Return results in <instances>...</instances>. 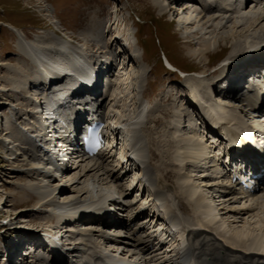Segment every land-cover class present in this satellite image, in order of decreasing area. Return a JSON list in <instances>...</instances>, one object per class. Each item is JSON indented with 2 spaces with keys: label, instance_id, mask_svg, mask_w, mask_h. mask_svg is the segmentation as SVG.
Segmentation results:
<instances>
[{
  "label": "rangeland",
  "instance_id": "obj_1",
  "mask_svg": "<svg viewBox=\"0 0 264 264\" xmlns=\"http://www.w3.org/2000/svg\"><path fill=\"white\" fill-rule=\"evenodd\" d=\"M181 1L182 0H0V264H8L7 257L4 254L7 253V248L9 247V253L13 255L11 264H46L41 257L44 253L42 249L37 251V259L31 258V255H23L32 252V248L35 244V237H31V235H37L41 231L42 233L47 231H61L60 234L62 238L60 239L65 243H71V247L69 245L67 247L76 249L79 245L86 244V252L89 254H115L117 258L120 257L119 259L121 260L129 259L131 262L138 264H152V256H141L136 252V255L130 257L132 254L129 249L122 247L121 250H118L117 245L105 242L100 235L92 233L90 236L91 231H93L92 229H98V226L93 225L94 222L92 223L89 220H83V223L64 224L61 228L63 230L58 229V220L62 222L69 220L71 216L68 213L69 210L73 208L72 206L75 202H92L103 196L107 198L108 195L117 201H124L127 203L128 200L122 198L119 192L120 188L116 186V184L113 185L111 182H108L110 181L108 179L106 182L109 184L106 182L100 183L95 176L97 173L92 172L91 174L88 169L86 170V168H90L88 167L90 163L93 165L96 161L81 162L80 169H75V167H78L79 163H75L74 165L70 164L72 172L70 171V177L65 179L57 175L56 180L51 179L48 181L46 175H41L39 172L35 174L37 173L36 171H40L41 169L45 170V166L38 164L29 153L32 149L31 142L26 140V149L23 148L26 145L21 142V138L24 139L26 136L28 137L31 134H35L33 131L37 127H40L37 123L38 116H40L37 113L38 108H36V105H33L34 103L32 101L38 99V96H36L37 90L29 86L31 83L29 78L32 76L33 72L36 73L37 68L34 64L33 55L29 51L31 50L32 42L35 41H33V39L37 36H40L38 38L49 36L54 39L56 43L58 40L67 42L70 45L72 44L73 48L80 49L83 53L88 51V54H91L90 51H92L93 54L96 53L94 49L89 46L90 41L93 43H96L93 40L112 43L116 37L118 42L113 45L111 51H126L125 53L128 55L124 54L122 59L119 58L118 67L116 65L117 68L114 69L110 79H112V82L116 81L117 75H122V72L129 76L130 80L125 89L128 98L122 103L117 102V100L113 102L112 99H110V103H108V100L105 103H108L112 124L120 125L121 132L127 137L128 142L131 144L133 142L139 143L140 151L144 154V162L150 167L152 166L149 164L152 151L150 138L161 137L163 140L177 139L175 138L174 130L169 126L172 120L169 119V115L174 112L176 116H179L181 113L179 110H184L186 112L191 111L193 115H195V113L196 115L199 114V112L197 113L191 109V104L189 102L181 99L183 95H188L185 90L186 87L190 91H193V87L198 85L202 86L204 89L201 91L203 96L216 102V105L221 106L223 109L230 110L231 113L234 114V118L240 120L242 124H246L249 121L250 118H247L249 114L252 115L250 110L243 106V102L232 103L224 99V97L217 94L216 91L218 89L216 90L215 87L214 94H216V98H214L210 84L214 82L216 78H206V74L218 68L225 67L227 61H232L231 57H236L237 55V57H244L243 54L256 49L255 47L248 48L251 44L256 46L259 45L260 42L264 43V21H262V23L260 21L261 24L259 29L255 28L257 25L253 27H250L251 25L238 27L234 22L229 24H227V20L221 22V26L224 27V29L220 34L229 36L232 33H237L236 35L230 36L233 38L230 42V44L233 45V49L230 50L228 46L229 43L223 39V37L217 33L210 34L212 29L207 28L204 24L203 14L200 16V13L196 12L197 7L200 8V6H193L190 0ZM169 8L170 11L172 10L171 12H169ZM232 10L234 12H239L240 9L234 6ZM258 10L264 13V6H260ZM233 16L235 17L237 15ZM191 22H193L194 26L193 24L190 25ZM196 30H199L202 37H198L194 34ZM53 32H55V34ZM253 34L258 36L252 37ZM187 36L193 37L190 41L195 44L189 43ZM121 43H125L127 47H123ZM209 48L212 50V54L204 55L205 51ZM52 49H54V47H52ZM53 52L56 53L53 61L56 62L57 59H61L56 50H50L48 54L54 56ZM101 52L103 54H98L97 57L101 56L102 61L106 60L107 57L111 59V54L106 50ZM131 55L134 59V63L129 62V56ZM203 55L205 57H203ZM166 56L176 68H179V70H171L167 67L165 61ZM24 60L26 66L24 65ZM32 67H34V71L29 69ZM182 71L186 72V74ZM252 71H254L252 67L249 70L246 69V74ZM242 72L241 78H244L245 70ZM173 81L182 85V88L179 86L171 88L170 83ZM14 82H19L20 86L14 88L12 86ZM169 92H174V96H170ZM105 93L103 98L107 97ZM114 93L120 100V89L115 88ZM163 97H169V100L161 104L160 99ZM139 106H144L147 112L141 110ZM157 109H159L158 112L152 113ZM28 110L31 111L29 116L25 115L23 120H16L19 115ZM2 119L3 123L1 124ZM118 119H124L126 122L119 123ZM152 119H161L163 123L156 126L155 123L151 122ZM142 120H144L143 123ZM196 121H198L197 125H199L197 131L191 132L181 128L179 137L187 136V139H192L194 141L203 140V142H206V139L209 138V136L206 137L204 134L207 124L199 118V116L197 120L195 118L192 119L193 123ZM253 121L251 120V128L264 131L263 124H260L259 121ZM183 122L184 121H181V118H179L176 123H181L182 125ZM149 126L152 128L151 132L145 130V128ZM8 127L10 128L9 131H13V136L12 134L10 136V133H8ZM23 128L27 129L22 132L21 129ZM22 134H25V137H21ZM14 139L20 140V142L14 141ZM34 142L38 144V142ZM119 145L121 147V140ZM162 145L164 151L170 152L167 153L168 157L165 163L168 162L177 173V179H173L172 176L165 180V184L170 185L173 195L171 199L172 203L164 208H160V210H162V212H160L166 217V215L171 212L177 215V212H174L173 203L177 201V198L178 200H182V196L180 195L181 189L177 191L178 187H173V184L177 181L180 185L183 182L182 180L186 179V177L184 178L183 176L188 175V179L190 176L188 174L189 171L184 169V165L188 160L181 162V160L177 159L178 156L181 157L183 150H180L174 145L175 148H171L172 150L169 151L170 147L167 148L169 144L164 143ZM202 146H204L203 143H199V147ZM190 152L191 151L188 150L187 153ZM103 164L112 168L113 165L117 163L115 159L107 158ZM35 167L38 169H35ZM150 168H153V166ZM30 169L33 172H29ZM212 171L207 172L209 174L207 175L212 176ZM98 174L105 175V173ZM74 178H77L74 180L75 187L71 188L72 184H70V180ZM106 178H108V176H106ZM79 179H81L80 185H77ZM224 180L225 183L216 179L213 180V178L212 182L210 180H205L210 181L211 185H213L212 190L205 188L209 187L210 183L208 182L198 181L195 178H191L190 182L194 184L193 186H200L201 194L210 196L209 192L211 191V193H218L225 190V185L228 180L225 178ZM201 183H204V185L202 186ZM53 187H59L63 191L68 190L66 195L70 196L69 200L66 201L63 198L59 199V196H56L54 199L52 198V203L57 206H62L65 203L64 206L67 207L66 214H60L58 212L53 213L51 210L52 207H43L45 204L41 201L48 200ZM180 187L181 186H179V188ZM82 189H87L88 193L84 194L85 192L82 191L80 194L77 192ZM226 189L228 190L230 188L226 187ZM146 190L151 193L149 186L146 187ZM74 191L77 193H74ZM263 194L264 192L255 199L261 196L260 200L264 203ZM254 197H251L250 200ZM133 199L132 196V200ZM178 202L179 201L176 203ZM257 203H259V201ZM261 204L257 207L258 204L256 205L255 202H251L249 204L238 205L239 207L237 205L235 207L234 205L228 207L231 208L229 210L232 211H226L227 207L223 211L222 206L219 212L223 214L219 216L220 218H217L219 221L216 219V222H210V224L209 221L206 222L198 216L195 217V213L191 207H188V212L184 211L185 214L182 218L185 219L188 226H197L199 228L198 230L208 234L214 235L215 233L214 236L217 239L230 245L233 244L232 241H230L227 236H223V234L235 235L238 232H246L249 233V236L255 237L260 228H264L261 226L264 225V223L262 224L261 222H264L262 210H259L262 212L261 214L260 212L254 213V217L250 215L247 216L245 212L240 213V209L243 208H250L254 211L256 207L261 209V207L264 206V204ZM139 205H141V202L135 206ZM234 208H239L240 211ZM155 209H157V207ZM228 212L230 213L228 214ZM257 213L258 215H256ZM178 215L180 214L178 213ZM259 215H261L263 219H259L260 217H257ZM252 219L255 221L253 222ZM51 220L56 221L57 226L56 223L51 222ZM89 223L91 227H94L87 228V233L90 230L88 233L89 236L80 235V231L84 229L85 226L89 225ZM219 225L222 226L221 231ZM106 231L112 232L109 230ZM128 251L130 253H128ZM38 257L40 259H38ZM77 261L78 263L81 262L78 259Z\"/></svg>",
  "mask_w": 264,
  "mask_h": 264
},
{
  "label": "bare ground",
  "instance_id": "obj_2",
  "mask_svg": "<svg viewBox=\"0 0 264 264\" xmlns=\"http://www.w3.org/2000/svg\"><path fill=\"white\" fill-rule=\"evenodd\" d=\"M182 1H185V0H182ZM190 3H193V6H195V7L201 6L200 7V8H202L201 11L202 12L205 11V14L202 15L203 20L205 21L204 24L207 26V28L212 29L210 34L217 33L218 35L223 37V39H225L229 43L228 46L230 47V50L233 49V45L230 44V42L233 38L230 36L236 35L237 33H232L229 36L220 34V32L224 29V27L221 26V22H223L225 20H227V24L234 22V23H236V25L238 27L239 26L243 27L245 25L246 26L251 25L250 27H253L254 25H257L255 28L259 29L260 24L262 23V21H264V13H262L258 10V8L260 6H264V0H257L256 3H252V4H251V2H249L248 4H244L242 0H190ZM234 6L238 7L240 9L239 12L238 11L234 12L232 10V8ZM171 11L169 8V12H171ZM201 11L197 7L196 12L200 13V16H201ZM233 15H237V16L234 17ZM260 21H261V23H260ZM192 24H193V22L190 23V25H192ZM193 26H194V24H193ZM225 28H226V26H225ZM53 33L55 34V32H53ZM48 34H49V32H48ZM194 34L198 37H202V34L199 32V30H196V32ZM206 34H208V33H206ZM57 35H58V33H57ZM256 36H258V35H254V34L252 35V37H256ZM38 37H40V36H37L33 39V41L34 40L35 41L32 42V44H31L32 47L30 48L31 50L29 52L32 53L33 58H34V55L38 56L39 59L37 58L36 60H38L40 62V64L44 67L43 69L45 70V77L47 80H50L51 78H53V76L51 74L56 71V72H58V74H61V75H64V74L71 75V73H74V74H76V76L78 78L81 77V82L83 81L86 84H88L90 82H97L98 78L100 77V72H98V71L96 72V70L92 69L91 66L89 64H87V61L83 60V58L86 59L85 57L88 56V52L83 53L80 49L73 48L70 46L69 43L63 42V41L61 42V40H58V42L56 43V41L54 39L50 38L49 36H45V37H41V38H38ZM192 38L193 37H191V36H187L189 43L195 44L192 41H190ZM93 41L96 43H93L92 41H90L89 46H91V48L94 49V52H96L93 54L92 51H90V53L94 56H97L98 54L102 55L103 53L101 51H103V50H106L108 53H110L113 45L116 42H118L116 37L112 43H110V42H108V43L97 42L95 40H93ZM64 43H66V44H64ZM261 43L262 42H260V44L257 43L259 45H256V46L254 44L253 45L251 44L250 46H248V48L255 47L256 49H253L249 52H246L245 54H243L244 57H240V56L237 57L238 55L236 57H231L232 61H230V60L227 61L226 62L227 65L225 67L218 68V69L212 71L211 73L206 74V78H209V79H215L216 78V80L210 84L214 93H215V89H214V87H215L216 90L217 89L219 90V91L218 90L216 91L217 94L224 97V99H227L228 101H230L232 103L243 102L242 103L243 106H245L244 100L246 99V103H248V104L245 107H246V109L250 110V113L253 114L254 118L259 117V115L261 116V114H262V116H264V110L257 108V105L260 104L259 101L261 100V98H257V95H258V93H260L259 91L261 90V88L263 89L262 91L264 93V83H262L259 86L252 85V87L255 88L254 91L256 92V94H253V96L248 95L247 98L246 97L244 98L243 94H242V87H241L242 82L240 83V81H242L244 79V78H241L242 74L235 79L237 82H236V84H234V86L232 88L230 87L228 89H223L221 85L224 84V82L227 79H229L230 77L233 76L234 69L240 63H241L240 68L242 69V71L248 69V68H246V65H245L246 60H248L249 58H252V57H256L257 55H261V53H263L264 43H262V44ZM121 45H122V43H121ZM257 46H258V48H257ZM52 47H54V49H52ZM50 50L51 51L56 50L57 54L59 55V57H61V59H59V60L57 59L56 62L53 61V58L55 57L56 53L53 52L54 56H50L48 54ZM123 52L124 51L121 52L119 50H116L114 52L111 51V53H110L111 54V59H110L111 62L110 63H114L115 66L112 64V67L110 68L109 67L110 63L107 62L106 68L100 69V70H103V69L107 70L108 68H109V70L111 69L110 72H109V70L104 72V74L107 77L111 78V74H112V71L114 70V67L115 68L118 67L119 58L122 59V56H124V54L128 55L125 53L126 51L124 53ZM211 52H212V50L209 48L205 51L204 55H211L212 54ZM204 55H203V57H205ZM91 57H93V56H91ZM99 57H101V56H99ZM99 57H97L96 60L98 61V64L100 65V68H101V66H103L104 63L102 62V60H100L101 58H99ZM133 61H134V59L132 58V55L129 56V62L134 63ZM166 61H167L166 63L168 66H171L174 69H179L178 67L176 68L174 66V64L168 59L167 56H166ZM23 62L25 65V60ZM76 64H77L78 68H76ZM73 65H74V67H73ZM116 65H117V67H116ZM31 66H32V64H31ZM27 67H29V66H27ZM251 67L254 68L255 66H251ZM33 68L34 67L29 68V69L33 70ZM51 71H52V73H51ZM182 72L184 74H186V72H184V71H182ZM241 73H243V72H241ZM68 75H66V77L60 78V79L56 80L55 82H52L50 85H48V83H46L47 81H45L46 79L44 80L45 77H43V76L39 77L37 74H35V72H33L32 76H30V78H29L30 82H31L29 84V86L31 88L37 90L36 96H38L37 98L39 99V100L38 99L32 100L34 103L33 105H36V108L39 109L38 104L43 101V98L46 99L45 103L47 104V107L49 109V116L51 118V124L52 123L55 124V119H57V118H60L61 120L64 119L62 122L64 124V128H65V124L67 123V121H65V120H67V119H65V115L68 118V120H74V118L76 116L78 118H82L83 113L87 112L88 108L91 110L90 113H93V114H103V113L108 111L107 117L109 119V123L113 127V128L111 127V129L114 130V135L120 134L119 140H121V144H122L121 148H120V154H119L120 159H116L117 166L113 165L112 168L104 165L102 161L101 162L96 161L93 165L90 163L88 166L90 168H86V170L88 169V171L91 174H92V172L97 173V175H95V176H96V179L100 183L106 182L108 179V180H110L108 182H111L113 185L116 184V186H118L120 188L119 192H120V195H122V198L130 199V200H128L127 203L123 204L122 202L117 201L116 199H114L110 195H108L107 198L105 196H103L101 198H98L96 201H92V202H86V203L75 202V204H73V206L71 205L73 208L69 210L68 214L71 216L69 218V220H67L65 222L58 220V229H61L64 224L65 225L66 224H72V223L76 224L77 222L83 223V220H89L92 223L94 222L93 225L98 226L97 228L99 229V230L98 229H95V230L92 229L93 231H91L90 236L92 235V233L98 234L101 236L102 239L105 240V242H107L109 244L111 243L112 245H117L118 250H121L122 247L129 249V251L132 254L130 257L136 255L137 254L136 252H138V254L141 256H146V257L152 256L153 259L150 258L152 264H264V228H260V230L258 232H260V231L261 232L260 233L257 232L258 234L256 233L255 237L249 236V233H246V232H238L236 234L233 232L237 236L226 235V233H225V235L223 234V236H227V238L230 241H232L233 244H230V245L225 244L221 240L217 239L213 234H208L204 231L192 229V231L189 232L190 233L189 234L190 235V241L188 243L187 248L177 258H173L172 257L173 255H170L171 253L176 252V250H180V248H182L185 245L186 240H184V234L182 233L181 230L182 229L183 230L188 229L189 226L186 224L185 219H183L182 217L184 216L185 212L189 211L188 207L192 208L193 212L195 213V217L198 216L199 218H202L206 222L209 221V224H210V222L214 223L217 220L219 221V219H217V218L219 216H221V214H223L222 212L221 213L219 212V210H220V208H222V206H223V208H222L223 211L226 207H227L226 211H232V210H229L231 208H228V207H231L233 205L235 207L236 205L238 206V205H242V204H249L251 202H255L256 205L258 204L257 207L261 203H262L261 205L264 204L260 200L261 196H260V198L255 199L257 195H254L255 197L252 200H250V198L253 196H251V197L247 196V194L250 192L248 190H245L242 187H241V189H242L241 193H239V194L230 193V191L226 189V187H225L226 185L224 186L225 187L224 191H220L218 193H211L212 192L211 191V192H209L210 196H206L204 194H201L200 186H198V187L193 186L194 184H192L190 182L191 178L192 179L195 178L198 181H202L205 183H207V182L210 183V181L212 182V179L210 177L207 178V176L209 175L207 172L213 170L212 171L213 175L211 176V177H214L213 180L216 179L218 181H223L225 183V180L223 178H221L223 171L221 170L218 162L216 160H214V157H216V155L222 154V152H221V145L222 144L221 143L215 144V143H211V142L206 143V142H203V140L194 141L192 139H187L188 138L187 136L179 137V132L181 130V127H180L181 123L180 124L176 123L177 120L179 118H181V121L182 120L184 121L183 125H181L182 129L185 128L186 122H188L193 127V129H196V128L199 129V125H197L198 121L193 123L192 119L195 118L197 120L198 116H199V118L202 117L201 119H203L204 122H206V124H207L205 129L207 130L209 135H213L214 137H218V135L216 136V134L219 133L220 130H221L222 135L227 137V138H231L230 136L235 137L236 135H239L238 130L243 131L244 128H246L250 132L251 131L259 132L261 138H264V131H262L261 129L256 130V128L255 129L251 128V124L249 125L248 123L242 124V122H240V120H236L234 118V114H232L230 110H226L225 108L223 109L221 106L216 105V102L211 101L210 99L206 98L205 96L202 95V92H199V89H196L195 87H193V89H192L193 91L189 92L191 98L181 97V99L189 102L191 104L190 105L191 109H193L197 113L199 112V114L196 115V113H195V115H193V113L191 111L186 112L184 110H179V112L181 111V113H180L181 115L179 114V116H176V113H174V112L169 115V117H170L169 119H172L169 126L174 130L175 138H177V139L173 138V140L172 139H167V140L164 139L163 140L161 137H151L150 138V146H151L152 151H151V160L149 159V164H151L153 166V168H150L152 166L149 167L144 162V158H143L144 154H142L140 151L139 143H134L130 147L128 145L126 146V144H131V143L128 142V140H126L127 137L125 135H123V132H121L120 125H115V124H112V122H111V117H110L111 114H110V109H109L108 103H110V99H112L113 102L116 100H117V102H121V103L123 101H126V98H128L127 97L128 95L126 94L127 91H125V89L127 88V85L129 83V80H130L129 76L126 75V73L124 74L123 72H122V75H120V74H119L120 76L117 75L116 81H113L112 82L113 84L112 85L109 84V86H108V89L106 91L107 92L106 98H103V94H101V96H100L99 92L97 90H95L93 92V96L95 97V99L92 100V102H87V101L84 102L83 98L85 97V95H74L73 97H70L69 103L73 104L74 102H77V101H82V103H80L78 107L75 106V107H73V109L65 110V107H63L62 109L59 107L60 101H64L65 98H67L68 95H70L71 90L69 88H70V85H72L71 84L72 81H74L72 76H68ZM170 84H171V86H170L171 88H173L174 86H179L182 88V85L178 84L176 81L175 82L173 81ZM12 86L14 88H18L20 85H19V82H14L12 84ZM99 86H100V83H96L94 85L95 89H97ZM115 88L120 89V91H121L120 100L117 98L118 96H116L114 93ZM52 90H54V91H52ZM38 91H39V93H38ZM124 91H125V93H124ZM40 92H42V93H40ZM50 92H52V93L58 92V95L55 96L54 98L49 97ZM169 94H170V96H174V92H169ZM214 98H216V94H215ZM107 100H108V103L106 104L105 102ZM168 100H169V97L168 98L163 97L160 99L161 104L163 102H167ZM82 104H84V105H82ZM52 108L53 109L56 108L57 110L51 111L50 109H52ZM139 108H141V110L147 112L144 106H139ZM158 111H159V109H157L156 111H153L152 113H156ZM73 112H75V114H72ZM19 113H20V111H19ZM37 113H39V112H37ZM30 114H31L30 110L25 111V113L19 115V117H17L16 120L17 121L23 120L25 115L29 116ZM195 116H197V117H195ZM38 117L39 118H38L37 123L39 124L40 127H37V128L35 127L37 129V131H36V129L33 131V132H35V134H31L28 137L27 136L25 137L24 136L25 134L24 135L22 134V136H21V137H23V136L25 137L24 139L21 138L22 144H24L23 141H26V140L31 142V146H32L31 151L32 152L30 151L29 153L31 154V156H33L32 158L35 161H37L38 164L45 166V170L41 169L40 171H36L37 173H35V174H38V172H39V173H41V175H46V178H48V181H50L51 179L56 180L57 175L63 179L69 178L70 177L69 176L70 171L72 172V167H70V169H67L66 172H61V170L58 171V169H59L58 168V163H59L58 159H61L62 162H65L68 159L67 153L64 152L63 150L61 151V146L66 147L65 140H66V136L69 132V128L66 129L64 132L59 133V135H60V137H62V139H61V142H59V141L56 142L53 140V132H51L49 130V126L46 124L47 123L46 120H43L42 116L41 117L38 116ZM198 120H200V119H198ZM143 121L144 120H142V123H143ZM256 121H259L260 124L264 125V120H258L257 119ZM118 122L124 123V122H126V120L120 119ZM151 122L155 123L156 126L161 125L163 123L161 119H155V120L152 119ZM2 123H3V119L1 120V124ZM46 127L48 129H46ZM55 127H56V125H55ZM58 127H60L61 130L63 129V125L60 126L58 124ZM26 129L27 128H25V129L23 128V129H21V131L24 132ZM9 130H10V128L8 127V131ZM107 130H109V129H107ZM145 130L151 132L152 128H151V126H149V127H146ZM8 133H10V136H11V134L13 136V131H9ZM8 133H7V135H8ZM204 134L206 135V137L209 136L206 132ZM40 135L42 137H40ZM31 136L37 137L39 144L42 145V143H43V145H42L43 149L40 146H38L37 143L32 141L33 138ZM157 136H159V135H157ZM13 138H15V137H13ZM13 138H11V139H13ZM211 139H213V142L218 141L217 139L212 138V137H211ZM14 141L20 142V140H16V139H14ZM164 143L169 144V145H167V148L170 147L169 151L172 150L171 148H175V146H177V148H179L180 150H183V154L181 155V157L178 156L177 159L181 160V162L188 160L187 163L184 165V169L185 170L190 169V167L192 165V169H191L192 175L189 174V176H190L189 179H188V175L183 176L184 178L186 177V179H183L182 180L183 182L180 185L177 181L173 184V187H175V188L178 187L177 191H179L181 189V194L180 193L179 194L182 196V200H180V199L178 200V198H177V201H179V202L176 203L177 202L176 201L173 203V208L175 209L174 212L176 211L180 215H176L174 217V221H175L174 225L175 226H170L169 230H171V227L172 228L177 227L179 229V232H178L179 234L178 233L173 234L172 241L169 240V242H168L169 245L168 246L164 245L163 248H161L160 246H158V244L154 243L152 236L150 234L149 235L146 234L145 232L152 229V226H151V224H153L152 219L157 220V222L165 220L164 219L165 216L161 213L162 210H158V213H156V214L153 213L154 215H152V212H150L151 214L147 215V217H143V216H145L147 214L146 210H145V206H149V208H150L151 202H153L152 198H157L158 204H155L156 202L152 204L155 208L157 207V205L160 208H164L165 206L168 205V203H169V205L172 203L171 202V199L173 196L171 193L172 189L170 188V185L165 184V180L167 178H171L172 176H173V179L174 178L177 179V173L172 169L173 167L171 165H169L168 162H167L168 164L165 163V160L168 157L167 153H170V152H166L163 150L162 146H164V145H162V144H164ZM199 143H203L204 146L199 147ZM109 144H110V142H109ZM172 146H174V147H172ZM127 147H129L128 148L129 150L127 149ZM161 147H162L163 151L161 150ZM23 148L26 149L27 146H25ZM167 148H166V150H167ZM188 150H190L191 152L187 153ZM218 150H220V151L216 152ZM105 151H109V153H111V150H109V149H106ZM112 152L114 153V151H112ZM129 152L131 153L130 156H132V158L128 157ZM106 154H107L106 152L99 154L98 160H104V157L106 156ZM114 154H116V153H114ZM103 155H105V156H103ZM127 157H128V159L124 163L126 167L124 168L121 163H122V160H126ZM139 157H141L143 159L142 163L137 162V160H139L138 159ZM182 157H184V158H182ZM169 159H170V157H169ZM208 161H211L212 164H211V166L209 165L210 166L209 169H205L208 165L207 164ZM81 162L83 163V160ZM178 162H180V161H178ZM74 163H76V162H74ZM189 164H191V165H189ZM119 165H121L120 168H119ZM80 166L81 165L79 163L78 167H75V169H78ZM127 168L129 170H131V172H127ZM35 169H38V168L35 167ZM152 169H154V170H152ZM29 172H33V171H31V169H30ZM158 172H161V173H158ZM98 173H105V175H103V174L99 175ZM106 176H108V178H106ZM198 176H200V177H198ZM127 178H129V179L131 178V180L126 181ZM44 179H45V177H44ZM75 179H77V178L70 180V184H72L71 188L75 187V185H74ZM80 180L81 179H79V181H77V185H80ZM205 180H210V181H205ZM259 180L261 181V184L264 185V178L260 177ZM142 181H146L147 183H149V185L151 187H154V191H152V189L150 188L151 193H149L148 190H146L145 194L147 195V197L145 199L143 196L145 189L142 191L143 194H141L140 190H136L138 184H140L141 186L143 185ZM108 182H106V183H108ZM136 182H137V185H135ZM133 185H135V187H133ZM201 185L203 186L204 183H201ZM179 186H181V187L179 188ZM212 186L213 185H211V183H210L209 187H205V188H209V190H212V188H213ZM262 188H263L262 190L264 191V187H262ZM116 190H117V188H116ZM82 191L85 192L84 194L88 193L87 189H82L81 191H77V192H79L81 194ZM66 192H68V190L63 191L59 187H53L51 189L50 194H49L48 200L41 201L43 204H45V205H43V207L44 206L52 207L51 210L53 211V213L58 212L60 214H62V213L66 214V212H67L66 208L67 207L64 206L65 203L62 206H57L56 204L52 203L53 202L52 198L54 199V198H56V196H59V199L63 198L66 201L69 200L70 196L66 195ZM77 192L74 191V193H77ZM133 194H134V196H133ZM132 196L135 199L132 200ZM140 196H143V198L141 200H139ZM202 197H205V198H202ZM143 199H144V201L141 205L135 206L136 202L140 203ZM65 200H64V202H65ZM175 200H176V198H175ZM256 201L257 202L259 201V203H257ZM257 207H256L255 211L250 209V208L249 209L248 208L240 209L241 211L239 210V208H234V209L237 211H240V213L245 212L247 214V216L250 215V216L254 217V213L260 212L261 210L263 211V214H264V206H262L261 209L257 208ZM160 208H158V209H160ZM72 210H74V211H72ZM229 213L230 212H228V214ZM261 213L262 212H260V214ZM256 215H258V213ZM225 216H226V214H225ZM257 217H260L259 219L262 218L261 215H259ZM226 218H227V216H226ZM263 218H264V215H263ZM144 219H147V220H144ZM252 221H253V219H252ZM258 221H260V220H258ZM51 222H55V221L51 220ZM261 222H262V224L264 223L263 221H261ZM261 226L264 227V225H261ZM89 227H91L90 223H89V225L85 226L84 229H82L80 231V235H82V236L88 235L90 230L87 233V228H89ZM215 227H217V226H215ZM221 227L222 226L219 227L220 231L222 230ZM91 228H94V227H91ZM161 228L159 230L162 231V233H165L166 235H168V232H166L165 227H163L162 229ZM203 229H206V228H203ZM61 230H63V229H61ZM104 230H105V232H104ZM106 230H109V231L112 230V232H107ZM226 230H228V229H226ZM4 232L6 233L5 230H4ZM226 232H228V231H226ZM41 233H42V231L37 235L36 234L31 235V237H37ZM222 233H224V232H222ZM251 235H253V234H251ZM56 237L57 238L47 236L46 238H44V239H46V242H48L50 244L51 250L54 249L53 254H49L48 249H46V247H44V246H39L37 248L34 245L33 248L31 247L32 252L30 253V255L33 254V255H31V258L37 259V256H38V255H36L37 251L42 249L44 251V253L41 255V257H42L43 261H45L46 264H81V263L89 264V263H96V262H98L99 264H101V262H103V263L108 262L109 264H128L130 261L129 259H122L121 260V259H119L120 257L117 258V256H115V255H111V256L110 255H103L104 257H103V259H101L99 257L100 255L98 253L86 256V248H87L86 244L79 245V247L74 249V251H70V252L67 251L66 255H68L67 256L68 258L66 260V257L63 256L61 251L55 252V251H58L57 243H56V242H58V235ZM169 238L170 237H168V239ZM163 239L164 238H162L161 240H163ZM32 246H33V244H32ZM172 248H173V250H172ZM163 249H166V251L163 252ZM170 250H172L171 253H169ZM129 251H128V253H130ZM123 252H124V250H123ZM6 254H4V255L6 257H8L7 262H8V264H9V262L11 264L12 263V256L10 254L9 255H6ZM38 259H40V258L38 257ZM74 259H76V260H74ZM77 259L78 260L81 259L82 262L77 263L78 262ZM145 262H146V260H145ZM134 264H138V263H134Z\"/></svg>",
  "mask_w": 264,
  "mask_h": 264
}]
</instances>
